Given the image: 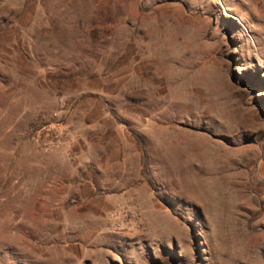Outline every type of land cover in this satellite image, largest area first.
I'll list each match as a JSON object with an SVG mask.
<instances>
[{
    "label": "rangeland",
    "instance_id": "1",
    "mask_svg": "<svg viewBox=\"0 0 264 264\" xmlns=\"http://www.w3.org/2000/svg\"><path fill=\"white\" fill-rule=\"evenodd\" d=\"M0 264H264V0H0Z\"/></svg>",
    "mask_w": 264,
    "mask_h": 264
},
{
    "label": "bare ground",
    "instance_id": "2",
    "mask_svg": "<svg viewBox=\"0 0 264 264\" xmlns=\"http://www.w3.org/2000/svg\"><path fill=\"white\" fill-rule=\"evenodd\" d=\"M212 183H213V182H212ZM220 184H221V183H220L219 181L217 182V181L214 180V183H213L212 185L215 187V186H220ZM212 185H211L210 188L213 187ZM197 187H198V188L200 187L204 192L209 193L207 187H206L202 182L199 181V182L197 183ZM208 196H209V198L212 197V195H210V193L208 194Z\"/></svg>",
    "mask_w": 264,
    "mask_h": 264
},
{
    "label": "built area",
    "instance_id": "3",
    "mask_svg": "<svg viewBox=\"0 0 264 264\" xmlns=\"http://www.w3.org/2000/svg\"><path fill=\"white\" fill-rule=\"evenodd\" d=\"M47 129H49V128H47ZM48 131H50V130H48Z\"/></svg>",
    "mask_w": 264,
    "mask_h": 264
}]
</instances>
